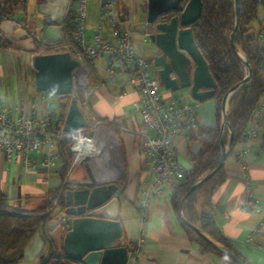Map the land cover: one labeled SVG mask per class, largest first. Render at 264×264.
<instances>
[{"label": "crops", "instance_id": "1", "mask_svg": "<svg viewBox=\"0 0 264 264\" xmlns=\"http://www.w3.org/2000/svg\"><path fill=\"white\" fill-rule=\"evenodd\" d=\"M86 2V31L90 34L100 22L99 1L85 0ZM76 4V0H27L25 11L19 10L0 20V96H9L13 102L34 101L42 96L34 87L30 63L31 56L35 53L34 44L64 42V20L69 10H75ZM117 5L124 11L122 24L133 31L136 53L150 63L151 45L147 38L144 39V34L149 31L144 22L146 0H117ZM262 23L264 16L257 19L255 26L249 25L250 31L258 32ZM260 41L264 43V37ZM104 64V57L100 56L95 58L91 66L88 74L89 101L99 117L114 125L117 135L104 121L97 136L102 145V153L90 168L98 182H115L122 175L126 178L125 187L120 194L119 210L123 239L118 244L125 246L130 252L128 242L136 243L139 240V264H221L215 253L200 252L190 233L182 226L179 213L176 214L171 206V193L151 198L147 214L140 216L138 204L142 196L137 190L142 172L140 173L138 144L140 133L152 136L153 131L142 128L140 117L134 110L137 92L131 88L126 78H121L118 82L110 81ZM260 75L264 81V70ZM161 88L165 95L193 100L185 91L171 92L162 84ZM214 115L215 100L212 97L197 102V124L214 125ZM105 141L110 145H106ZM174 142L176 158L188 168L190 161L187 151L197 150V142L184 140L180 136ZM225 148L230 151L223 165L226 177L212 195L215 222L221 232L235 242L239 254L249 264H264V225L259 228L253 244L245 242L246 235L264 218V212L244 208L246 185L253 190L254 198L264 206V124L260 125L255 136L245 141H236L229 147L227 142ZM243 149L246 152L240 157ZM78 166L85 171L82 164ZM77 175H81V171L78 170ZM69 176L66 173L67 182L85 178L82 176L70 179ZM62 181L56 170L47 172L39 168L37 171H27L22 165L0 155V195L7 197L9 207L38 209L49 196L50 190L59 186ZM26 202L32 205H26ZM50 236L56 246L61 245L59 227L53 228ZM41 248L42 241L39 234L35 233L24 247L22 259L18 263L36 264ZM127 262L128 260L125 264Z\"/></svg>", "mask_w": 264, "mask_h": 264}, {"label": "built area", "instance_id": "2", "mask_svg": "<svg viewBox=\"0 0 264 264\" xmlns=\"http://www.w3.org/2000/svg\"><path fill=\"white\" fill-rule=\"evenodd\" d=\"M76 1L72 41L43 45L30 59L31 63L32 57L38 53L68 51L78 61L73 71L72 91L66 95L68 103L63 120L58 127L55 126L54 104L61 96L41 92L40 98L25 102H13L9 96H0V155L22 165L27 171H37L39 168L47 172L54 171L62 162L58 150L59 141L73 135V139L66 144L71 154L67 173L85 157L86 163L91 166L102 153V145L97 136L104 122L90 104L87 76L95 58L102 56L105 60L104 70L110 81L118 82L124 73L127 74V82L138 94L134 110L140 117L142 128L153 131L152 136L140 133L138 144L141 165L145 167L137 190L142 196L138 211L143 217L147 214L149 200L171 193L184 174L185 167L176 158L174 139L178 136L184 140L190 139V133L197 126V101L164 94L161 82L154 75L148 60L136 53L133 31L122 24L124 12L117 5V0H98L100 22L90 34L86 31L85 0ZM258 37H264V23L260 26ZM145 38L147 33L144 34ZM71 98L76 99L86 124L65 131L63 124ZM228 111L226 106V115ZM262 124L264 98L257 104L255 116L241 131V141L255 136ZM245 152L243 149L240 157ZM65 181L66 178L61 185ZM244 208L264 212V206L254 198L253 190L247 185ZM10 211L33 215L20 210ZM62 219L65 220V217L62 216ZM263 225L264 218L246 235L245 242L253 244ZM139 242L136 241L127 264H139Z\"/></svg>", "mask_w": 264, "mask_h": 264}, {"label": "trees", "instance_id": "3", "mask_svg": "<svg viewBox=\"0 0 264 264\" xmlns=\"http://www.w3.org/2000/svg\"><path fill=\"white\" fill-rule=\"evenodd\" d=\"M26 1L0 0V18H8L19 10L25 11ZM201 1V15L191 25V28L194 41L216 82L215 92L212 96V99L215 100V123L212 126L197 124L190 133V139L197 142L198 148L195 151H187L190 166L185 168L182 178L171 191L170 203L176 214L180 211L179 203L187 189L217 165L220 143L225 145L229 140L226 128L222 132L220 129L221 100L224 94L240 82L246 74V68L242 65L230 42V32L234 25L233 0ZM259 3L264 5V0H239V20L233 36V44L248 61L252 70L250 77L235 89L228 100L229 111L226 118L232 133L230 146L236 141L242 140L241 131L254 117L256 106L263 97L264 81L260 73L264 70V43L260 41L258 32L250 31L249 26L250 21L256 17ZM74 20L75 10H69L64 20L66 42L72 41ZM53 44L55 43L35 42L33 51L39 50L43 45ZM67 103L68 98L66 96H61L55 100L54 115L56 117L55 126L57 127L63 120ZM100 119L105 121L112 132L117 135L116 128L109 120L102 117ZM72 139L73 135H69L58 143L62 162L56 171L61 181L66 176L71 160V154L68 152L66 144ZM144 170L145 167L141 165L140 173ZM225 177L224 168L221 167L209 178L198 183L183 201L181 215L196 226L217 247L230 250L244 264H249L239 254L235 242L221 232L214 219L215 208L212 203V195ZM115 184L123 189L126 184L125 176L122 175L115 181ZM68 188L69 184L65 181L62 185L60 184L50 190L49 202L55 200V204L48 211L33 215L11 212L8 205L9 200L4 194L0 195V264H17L22 259L23 250L28 240L35 233L39 234L42 241V248L37 255L36 264H83L80 260L65 256L61 245L56 246L50 236L51 230L55 227L60 228L61 238L67 230L62 216H64L66 207L64 194ZM50 223H53V226L49 228L48 224ZM182 226L190 233V237L196 242L201 253H215L221 264H236L202 235L196 234L184 224ZM128 243L131 246L128 248L132 252L135 241Z\"/></svg>", "mask_w": 264, "mask_h": 264}, {"label": "water", "instance_id": "4", "mask_svg": "<svg viewBox=\"0 0 264 264\" xmlns=\"http://www.w3.org/2000/svg\"><path fill=\"white\" fill-rule=\"evenodd\" d=\"M234 3V25L230 32V42L246 75L230 88L222 97L220 104L221 132H228V147L232 133L226 118V106L229 97L244 83L251 74L248 61L233 44L239 20V0ZM184 4V5H183ZM202 11L201 0H146L145 27L147 39L151 45L150 63L162 86L171 91H185L190 98L201 102L214 95L216 82L208 65L198 49L191 25L199 19ZM78 61L68 51L38 53L32 57L34 87L39 92H48L58 96L70 94L73 86V71ZM86 124L75 98H71L67 107L63 129L72 131ZM229 151L220 143V155L217 165L200 180L194 182L183 194L179 203V215L182 224L202 235L199 229L181 215L183 201L198 183L209 178L224 165ZM83 158L86 177L82 180L68 181L65 190L66 207L64 209L65 231L61 247L65 256L80 260L83 264H125L131 257L125 246L118 244L123 239V228L119 219L120 194L122 189L115 182H98L90 166ZM236 264H244L230 250L217 247Z\"/></svg>", "mask_w": 264, "mask_h": 264}, {"label": "rangeland", "instance_id": "5", "mask_svg": "<svg viewBox=\"0 0 264 264\" xmlns=\"http://www.w3.org/2000/svg\"><path fill=\"white\" fill-rule=\"evenodd\" d=\"M86 7H87V2L85 3V13H86ZM264 16V6H263V4L262 3H259L258 4V6H257V12H256V17L255 18H253L251 21H250V23H249V25L252 27V26H255L256 24H257V19H261L262 17ZM87 28V27H86ZM243 65V64H242ZM244 66V65H243ZM91 69V68H90ZM246 73H247V71H246ZM246 75V74H245ZM90 76H91V74L89 75V79H90ZM126 76H127V74L126 73H124L123 75H122V78H126ZM87 80H88V76H87ZM229 108V106L227 105V109ZM105 144L106 145H110V143L108 142V141H105ZM81 171V175H77V171ZM68 174H70V176H69V178L70 179H78V177H82V176H85L86 177V173H85V171H83V169L80 167V166H78V165H76L75 167H73L72 169H70V171H69V173ZM76 177V178H75ZM27 204H29V205H32L31 203H27L26 202V205ZM55 204V200L53 201V202H49V196L46 198V199H44V202H43V204L40 206L39 205V207H38V209H35V210H32V209H20V208H18V207H9V210H20V211H22V212H27V213H35V214H37V213H42V212H46V211H48V209H50V207H52L53 205ZM36 205V204H35ZM36 206H38V205H36ZM35 206V207H36ZM42 210V211H41ZM53 223H50V224H48V227H50L51 225H52ZM17 264H19V263H17ZM21 264V263H20Z\"/></svg>", "mask_w": 264, "mask_h": 264}, {"label": "flooded vegetation", "instance_id": "6", "mask_svg": "<svg viewBox=\"0 0 264 264\" xmlns=\"http://www.w3.org/2000/svg\"><path fill=\"white\" fill-rule=\"evenodd\" d=\"M150 66H151V69H152V71H153L154 75H156L155 69L153 68V66H152V64H151V63H150Z\"/></svg>", "mask_w": 264, "mask_h": 264}, {"label": "bare ground", "instance_id": "7", "mask_svg": "<svg viewBox=\"0 0 264 264\" xmlns=\"http://www.w3.org/2000/svg\"><path fill=\"white\" fill-rule=\"evenodd\" d=\"M50 96H52V95H54V94H51V93H48ZM100 154H101V152H100ZM98 157H100V155H98Z\"/></svg>", "mask_w": 264, "mask_h": 264}]
</instances>
